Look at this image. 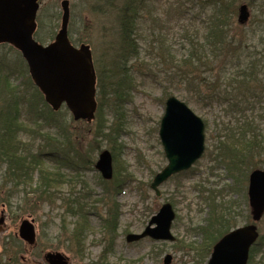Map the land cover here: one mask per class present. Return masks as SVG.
<instances>
[{"label":"rangeland","instance_id":"374dc122","mask_svg":"<svg viewBox=\"0 0 264 264\" xmlns=\"http://www.w3.org/2000/svg\"><path fill=\"white\" fill-rule=\"evenodd\" d=\"M61 1L41 0L40 2L36 19V37L43 44L51 41L59 29ZM67 1L70 8L68 34L72 38H70L71 41L76 46L82 43L87 44L92 53L94 67L104 69L106 59L112 52L115 53L118 44L117 24L113 16L102 15L91 10L92 0ZM235 1H237V4L234 3L235 15L232 13L234 6L229 10L224 9L227 14L231 13L226 19L227 30L234 37L235 43L241 39L244 43L243 48L247 47L250 53L262 52L263 46L261 49L256 32L259 28L257 21L261 14L259 7L261 1ZM240 4H246L249 12V19L243 24L237 21V8ZM149 7H152V17H157L158 24H153L150 16L146 14L145 8ZM213 9L212 0L144 1L145 12L141 14L137 23V42L140 53L137 59L126 64L132 74L133 87L131 102L122 107L123 132L118 139L123 149L117 159L119 164L120 162L123 164H121L122 168H117L121 172L129 173L130 182L124 183L121 192L114 197L119 207V216L111 250L106 252L108 242L104 239L99 218L94 214H88L90 228L84 234L83 240L80 242L76 239L74 242L72 238L74 228L81 222H79L80 218L70 215L68 205H70V196L81 189L82 184L78 182L79 180L72 181L71 186H74L72 192L71 188L64 183L52 182L46 188V194L43 195L36 192L38 178L35 173L31 181L26 182L23 192L18 189L10 193L12 184L2 177L3 169H0V264H47L44 259L47 253L62 254L68 264H163L162 260L167 255L171 258L170 264H206L208 259L205 260L204 256L189 251L186 247L192 244L200 248V243L203 241L199 230L206 226L208 218L209 209L206 202L202 200L207 196V191L218 193L217 203L224 202L231 205L230 214L235 212L238 218L236 227L250 223V208L247 200L248 175L253 169L264 170V156L254 159L249 164L248 169L253 165L256 166L250 171L242 167L238 170L239 172L232 171L235 175L234 180L233 177L226 175L223 165L215 159L214 155L218 142L224 139L223 128L244 120L240 111L236 110V105L232 104V98L237 103L242 101L240 100L242 98L250 101L246 105H251L255 109L247 110L245 116L256 122L264 136V97L261 96L259 99L255 97L253 100L252 89L256 91V96L259 95V90L256 86L252 88L253 83L248 87L238 84L234 77L237 79L239 74L230 68L233 64L222 61L221 57H215L214 62L212 61L214 65L211 70L212 76L215 80L217 73L218 82L213 83L212 77L208 78L212 85L208 87L201 85V97L184 91L177 83L176 77L173 78V69L170 68V56L178 59L185 53L183 47L187 46L188 40L202 36ZM160 41H163L166 46L164 51L160 49ZM237 54L241 62L244 57L238 52ZM21 60L11 46L0 45L2 74L11 72L14 77L17 68L19 71L23 70L21 81L24 85L20 88L23 89L29 102L34 103L37 114L39 113L38 117H33L31 112L20 108L22 115L18 116V121L23 127L33 126L30 122L37 121L38 125L35 128L55 137L56 130L47 124L50 122L49 119H63L62 113L65 112V107H62L61 113L57 115L48 112L47 107L37 97V93L28 82ZM246 62L244 61L243 65ZM15 77L17 79L14 80V85L19 87L17 82L21 76ZM207 77H210L209 73ZM211 87H218L219 95L223 98L221 101L213 102L212 99L206 98V95L212 92ZM197 90L195 89V92ZM168 95L184 102L204 123L205 149L201 158L190 169L175 174L163 182L158 188L159 196H155L149 184L167 164L159 141L158 129ZM68 123L73 131L77 130L76 132L84 126L81 122H73L70 117H68ZM72 138L75 139V135ZM90 138L88 137L87 140ZM19 139L24 144L32 143L31 149L34 152L41 151L47 155L48 150L42 140L33 142L26 135L19 136ZM74 142L77 143L78 140ZM81 147L84 151L90 149L86 144H82ZM104 149L106 147L102 145L101 150ZM97 155L98 153L91 158L94 163ZM42 163V168L49 172L56 171L57 163L47 156ZM93 166L84 170L80 175L81 178L79 176L88 185L87 189L91 194L87 197L91 200L95 196L103 197L102 189L98 185L100 175ZM63 173L66 176L65 180L74 176L64 170ZM7 192L10 193L9 201L6 197ZM25 192L28 193L25 194ZM165 203L170 204L175 214L170 227L174 241H155L148 237L131 243L125 240L129 234H140ZM107 207L109 206L104 202L96 205L98 217H105ZM231 217L233 218V215ZM22 220L33 221L36 232L34 245H27L17 237L18 226ZM256 227L259 237L264 236V214ZM260 239L255 241V245L249 251V256L252 257L250 264H264V240L261 244ZM256 246L257 251L252 253Z\"/></svg>","mask_w":264,"mask_h":264},{"label":"trees","instance_id":"16d2710c","mask_svg":"<svg viewBox=\"0 0 264 264\" xmlns=\"http://www.w3.org/2000/svg\"><path fill=\"white\" fill-rule=\"evenodd\" d=\"M144 1L92 0L91 10L102 15L113 16L114 22L117 24L116 35L118 44L115 53L112 52L109 55L111 59L107 57L106 67L104 66V69L95 67L97 102L95 118L91 124L83 123V129L80 128L79 132L70 128L68 123V117L70 116L67 109L62 113L64 115L63 119H49L50 122L47 125L56 130L55 137L48 133H42L38 129L21 126L18 121V114L21 111L18 106V100L21 97L16 93V86L9 81L12 75L0 74V169H3L2 177L12 184L10 193L18 189L23 192L26 182H30L35 173L38 178L36 192L43 195L46 194V188L52 182L64 183L71 188L72 192L74 189V186H71L72 181L79 180L78 182L82 184L81 189L75 195L72 194L70 196V205H68L70 215L80 218L79 222H81L79 223L81 225L78 224L74 228L72 238L74 242L76 239V241H82L84 234L90 228L87 219L88 214L97 215L100 226L103 229L104 239L108 242L106 244V252L111 250L118 228L119 207L115 203L114 197L121 192V187L124 183L130 182L129 173L121 172L118 169L122 168L121 164L123 162L119 164L117 159L118 154H121L123 149L122 143L118 142L120 133L123 132L121 122L123 117L122 107L131 102L133 87L132 74L126 64L131 62V60L137 59L140 53L137 42V23L141 18V14L146 11L153 24H158L159 22L157 17H152V7L145 8L146 10L144 11ZM260 1L261 14L257 21L259 28L256 32L261 49L263 46V51H252L250 53L247 47L243 48L244 43L242 40L240 39L235 43L234 37L227 30L226 19L231 13L228 12L227 14L224 9L229 10L230 7L234 6L232 13L235 15L236 7L234 3L237 1L212 0L214 9L210 14L207 27L204 29L202 36L188 40L187 46L183 47L185 53L178 59H173L170 56V68L173 69L172 76L173 78L176 77L177 83L182 86L184 91L188 94L195 93L201 97V85L206 87L212 85L208 78L212 77L213 83H217L219 75L216 73L215 80L213 79L211 70L214 65L212 61L214 62L213 59L215 57H221L222 61L233 64L232 66L230 65V68L234 69V71L236 70L239 74L237 79L234 77L238 84L248 87L253 83L252 88L256 86L259 90V95L256 96V91L252 89L253 100L255 97L257 99L261 96L264 97V0ZM151 5L153 4L151 3ZM35 38L40 41L36 35ZM69 38H71L70 35ZM159 45L160 49L164 51L166 46L163 41H160ZM237 52L244 57L241 62ZM244 61L247 62L243 65ZM208 70L209 72H207ZM208 73L210 77L206 78ZM260 76L262 79H258ZM211 88L212 92L209 93L210 95L207 94L206 98L212 99L213 102L221 101L223 98L219 95L218 87ZM195 89H198L197 92H195ZM232 100V104L236 105V110L240 111L239 113L244 120L233 126L226 125L223 128L224 139L218 142L214 156L223 165L226 175L233 177L235 180V175L232 171L241 170V167L250 171L256 166L253 165L248 169L249 164L254 159L264 156V136L256 122L252 118L245 116L247 110L255 109L251 105H246L250 101L242 98L240 99L242 101L238 102L240 103L238 104L234 101V98ZM33 108V114H37L35 106ZM48 111L50 114L56 115L50 110ZM60 113L61 111L57 112V114ZM21 133L29 136L33 142L36 137L41 139L48 150L47 155H44L41 151L34 152L31 149L32 143H22V140L19 139ZM73 135H75V139L72 138ZM88 137H91L90 140H87ZM75 140H78V142L75 143ZM80 144L81 146L86 144L90 148L89 151H84ZM102 145H105L111 155L113 177L111 181H103L99 178L98 185L102 189L101 194L103 197L91 200L88 198L91 194L87 189L88 185L80 179L82 177L80 175L84 170L92 167L94 162L91 158L94 154L101 151ZM46 156L54 163H57L56 171L49 172L42 168L41 164H43L42 161ZM63 170L74 176L65 180L66 176ZM10 193H6L7 201L10 200ZM27 193L25 192V194ZM206 194L207 196L202 198V200L206 202L209 213L206 226L199 230L203 236V241L200 243V248L192 244H188L186 247L189 251L197 252L204 256L205 260L208 259L214 243L236 227L238 221L235 212L230 214L231 205L224 202L217 203L218 193L207 191ZM100 202H104L105 205L109 206L105 217H98L96 212V205ZM231 215H233V218ZM259 239L262 244L264 236L259 237ZM257 249L256 246L252 253L257 251ZM251 260L252 257L250 255L248 264H250Z\"/></svg>","mask_w":264,"mask_h":264},{"label":"water","instance_id":"95a60500","mask_svg":"<svg viewBox=\"0 0 264 264\" xmlns=\"http://www.w3.org/2000/svg\"><path fill=\"white\" fill-rule=\"evenodd\" d=\"M39 0H0V43H8L18 50L25 60L34 85L53 111L62 105L74 121L90 123L94 119L95 73L89 46L73 47L67 37L69 19L68 2H61L60 29L54 40L43 46L33 39L35 17ZM249 17L245 5L238 9V23H246ZM204 125L182 101L171 96L165 101L164 114L160 121L158 136L167 160L166 166L157 173L150 188L159 196L158 187L171 175L188 170L204 151ZM95 169L104 180L112 177V160L107 150L102 151ZM247 197L251 217L258 222L264 213V171L254 170L248 177ZM174 212L169 203L161 206L139 235H128L127 242L146 236L154 240L174 241L170 234ZM154 226V227H153ZM254 225L236 228L212 247L207 264H247L248 252L257 238ZM19 238L33 245L35 229L33 221L23 220L18 228ZM47 264H68L60 253H47ZM165 256L163 264H170Z\"/></svg>","mask_w":264,"mask_h":264},{"label":"flooded vegetation","instance_id":"af4514ba","mask_svg":"<svg viewBox=\"0 0 264 264\" xmlns=\"http://www.w3.org/2000/svg\"><path fill=\"white\" fill-rule=\"evenodd\" d=\"M0 45H3V44H0ZM0 74H2V70L1 69H0ZM9 74L12 75V77L9 79V81L12 82L13 84L15 83L14 82L15 79H13V78L15 76H17V75L21 76L19 82H17V84L20 85V86L19 87L16 86L15 88H16V93L19 95V97H21L20 100H18V106H19V108L22 107V108H24L26 110V107L28 106L29 100L27 99L26 95H24L23 89L20 88V87H22V85H24V84H22V81H21L22 78H23V70L19 71V68H17V70L15 71L14 77H13V73L10 72V73L7 74L6 72H4V75H9ZM20 90H22V91L20 92ZM20 110L21 111L19 113L22 115V109H20ZM21 135H25V134L21 133Z\"/></svg>","mask_w":264,"mask_h":264}]
</instances>
